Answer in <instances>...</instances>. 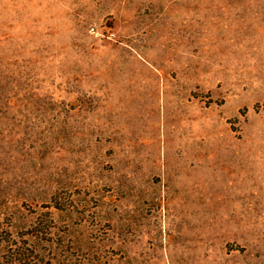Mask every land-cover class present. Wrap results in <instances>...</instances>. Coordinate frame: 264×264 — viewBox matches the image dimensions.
<instances>
[{"label": "rangeland", "instance_id": "obj_1", "mask_svg": "<svg viewBox=\"0 0 264 264\" xmlns=\"http://www.w3.org/2000/svg\"><path fill=\"white\" fill-rule=\"evenodd\" d=\"M0 223L50 264H264V0H0Z\"/></svg>", "mask_w": 264, "mask_h": 264}, {"label": "trees", "instance_id": "obj_2", "mask_svg": "<svg viewBox=\"0 0 264 264\" xmlns=\"http://www.w3.org/2000/svg\"><path fill=\"white\" fill-rule=\"evenodd\" d=\"M37 230V229H36ZM38 231V230H37ZM43 237L39 233L28 232L25 235H17L4 230L0 223V247L4 251L2 264H50L55 257L48 262L46 252L39 248L38 241ZM60 258L57 263L60 264Z\"/></svg>", "mask_w": 264, "mask_h": 264}]
</instances>
